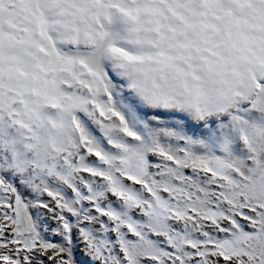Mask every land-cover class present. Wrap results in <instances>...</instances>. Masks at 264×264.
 Wrapping results in <instances>:
<instances>
[{"label":"snow or ice","instance_id":"obj_1","mask_svg":"<svg viewBox=\"0 0 264 264\" xmlns=\"http://www.w3.org/2000/svg\"><path fill=\"white\" fill-rule=\"evenodd\" d=\"M0 264H264V0H0Z\"/></svg>","mask_w":264,"mask_h":264}]
</instances>
